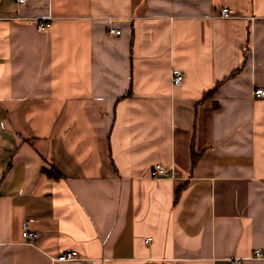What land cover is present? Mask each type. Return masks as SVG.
<instances>
[{"label":"crops","instance_id":"0c3cea01","mask_svg":"<svg viewBox=\"0 0 264 264\" xmlns=\"http://www.w3.org/2000/svg\"><path fill=\"white\" fill-rule=\"evenodd\" d=\"M256 86L264 0H0V264H264Z\"/></svg>","mask_w":264,"mask_h":264},{"label":"built area","instance_id":"2783aa9c","mask_svg":"<svg viewBox=\"0 0 264 264\" xmlns=\"http://www.w3.org/2000/svg\"><path fill=\"white\" fill-rule=\"evenodd\" d=\"M19 3H25L27 0H17ZM220 14L223 17H233V10L228 7L224 6L220 9ZM52 25V17H43L40 18L37 22V28L40 31H45L49 29ZM110 33L120 34L121 29L119 28H110ZM185 79V73L180 68H173L172 69V81L174 85H180L183 83ZM254 94L257 98H264V86H256L254 89ZM151 176L154 178H163V177H175V167L174 166H166L163 163H156L151 169ZM23 236L27 241H33L37 237V233L34 230L28 228L27 224H24L23 229ZM149 241V239H147ZM78 256L76 251H66L60 254L57 259L64 261L69 259H75ZM255 257H264L263 252L258 251L255 253ZM242 263L241 258H232L228 260V264H240Z\"/></svg>","mask_w":264,"mask_h":264}]
</instances>
